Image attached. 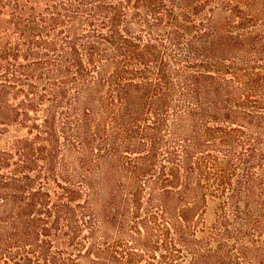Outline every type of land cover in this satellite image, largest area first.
<instances>
[{"label":"trees","instance_id":"1","mask_svg":"<svg viewBox=\"0 0 264 264\" xmlns=\"http://www.w3.org/2000/svg\"><path fill=\"white\" fill-rule=\"evenodd\" d=\"M0 264H264V0H0Z\"/></svg>","mask_w":264,"mask_h":264}]
</instances>
